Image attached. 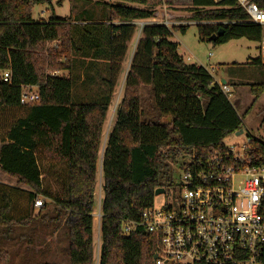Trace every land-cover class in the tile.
<instances>
[{"label":"trees","instance_id":"16d2710c","mask_svg":"<svg viewBox=\"0 0 264 264\" xmlns=\"http://www.w3.org/2000/svg\"><path fill=\"white\" fill-rule=\"evenodd\" d=\"M106 3L109 74L105 81L112 97L136 21L154 19L163 0H114ZM264 9V0H252ZM50 0H0V174L15 186L0 183V228L9 234L29 228L33 204L52 203L56 214L50 219L56 228L63 224L69 246L67 264H94L92 213L96 163L107 104L74 103L73 81L54 71H69L73 57L82 49L76 41L70 18L54 14L34 21V6ZM130 5H138L133 7ZM196 22L201 41L218 32L213 45L246 38L258 45L264 27L249 21L235 0H191L185 9ZM117 22L116 25H111ZM182 33L187 25L168 28L144 23L125 75L116 118L108 134L101 159L100 245L97 264H154L156 237L142 230L125 236L128 220L137 222L153 205L154 192L172 184L170 165L179 158L206 157L223 149V140L243 130V117L203 66L187 64L172 42L171 30ZM81 39V38H79ZM90 48L94 45L90 43ZM96 56H100L95 49ZM264 69L261 57L252 60ZM10 73L9 83L3 73ZM226 86L228 84L225 83ZM257 100L264 83L245 84ZM26 87L39 95L36 102L22 104ZM142 89L150 95L148 111L142 107ZM145 113L149 116H145ZM168 118L170 119L168 121ZM255 155L264 159V143L251 140ZM58 193L52 191V183ZM10 192L28 195V211L13 216ZM44 217H41L43 219ZM22 235L27 244L33 235ZM27 249H29L27 247ZM9 253L0 247V264H8Z\"/></svg>","mask_w":264,"mask_h":264},{"label":"rangeland","instance_id":"374dc122","mask_svg":"<svg viewBox=\"0 0 264 264\" xmlns=\"http://www.w3.org/2000/svg\"><path fill=\"white\" fill-rule=\"evenodd\" d=\"M191 0H163L155 9L154 20L136 21V31L132 40L128 43L126 56L121 66L112 97L110 98L108 87V60L103 55L107 50V27L98 22H104L107 17L106 3H119L114 0H50L49 3L34 6L32 17L34 21L48 20L52 14L58 18H70L73 22H83L74 25L77 42L82 49L80 56L73 57V66L69 71L57 72L52 75H61L73 81L72 101L74 103L107 104L108 112L102 130L101 144L96 163V184L94 207L92 214V239L94 247V264L98 263L100 233H99V199L101 191V159L110 130L113 127L116 110L119 106L125 75L132 60L137 43L141 38V23H156L173 26L187 25V30L182 33L178 29L171 30V41L178 44V54L187 64L203 66L215 80L219 82L226 79L229 92L226 94L239 116L243 117V133L237 136L235 133L223 140L224 145H240L247 141L248 135L264 143V94L254 102L245 84L250 82L264 83V69L253 64L252 60L261 57V45L246 38L233 39L227 43L213 45L201 41L197 32L196 22L191 21V13L185 9L190 6ZM140 7L138 5H130ZM94 22V23H89ZM81 38V39H79ZM90 43L94 49L90 48ZM95 49L100 56H96ZM211 54V56H209ZM189 58V59H188ZM35 91V89H28ZM150 95L146 89H142V107L148 111ZM1 116V115H0ZM149 116L145 113L144 120ZM188 159L179 158L177 163L170 165L172 187L166 188V192L156 195L153 201L155 209L163 205H170L177 197L178 186L183 175V164ZM52 183V191L58 193V187ZM0 183L15 186L13 180L0 174ZM177 186V187H175ZM173 187L175 190H173ZM7 191H9L7 189ZM1 192V191H0ZM14 209L13 216L18 218L26 215L28 211V195L26 192H10ZM43 201V198H38ZM43 209L35 208L34 215L41 212L38 219L31 223L29 228L17 227L13 234H9L5 228H0V247L9 253L8 264H67L69 246L67 231L61 224L55 231L56 224L50 219L56 214L55 207L49 201ZM95 213V215H94ZM41 217H44L41 219ZM33 235L31 243L27 244L22 235ZM27 247L29 249H27Z\"/></svg>","mask_w":264,"mask_h":264},{"label":"built area","instance_id":"2783aa9c","mask_svg":"<svg viewBox=\"0 0 264 264\" xmlns=\"http://www.w3.org/2000/svg\"><path fill=\"white\" fill-rule=\"evenodd\" d=\"M235 1L250 22L264 27V9L252 0ZM261 51L264 58V40ZM3 81L9 83L8 71ZM220 87L229 92L228 86ZM28 89H22V104L39 99ZM251 140L248 135L240 145L188 157L174 202L159 209L152 205L137 222L127 220L123 234L142 230L156 237L154 264H264V159L255 155ZM34 206L40 208L42 201Z\"/></svg>","mask_w":264,"mask_h":264},{"label":"water","instance_id":"95a60500","mask_svg":"<svg viewBox=\"0 0 264 264\" xmlns=\"http://www.w3.org/2000/svg\"><path fill=\"white\" fill-rule=\"evenodd\" d=\"M222 35V31L221 32H218V33H216V34H213L209 39H208V42H215L216 40H217V38L219 37V36H221ZM221 85H225V81L224 80H222L221 82ZM170 119L168 118V121H169ZM243 133V130H240V131H238V132H236L235 134L237 135V136H239V135H241ZM165 193V189L164 188H158V189H156L155 190V192H154V195L156 196V195H161V194H164ZM154 259L156 258V255H154V257H153Z\"/></svg>","mask_w":264,"mask_h":264},{"label":"crops","instance_id":"0c3cea01","mask_svg":"<svg viewBox=\"0 0 264 264\" xmlns=\"http://www.w3.org/2000/svg\"><path fill=\"white\" fill-rule=\"evenodd\" d=\"M153 20H154V19H153ZM72 23L75 25V24H79V23L81 24V23H83V22H72ZM89 23H94V22H89ZM98 23H103V22H98ZM134 23H136V22H134ZM151 23H152V22H151ZM153 23H154V22H153ZM116 24H118V23H117V22H112V23H111V25H116ZM141 24L143 25L144 23H141ZM260 45H261V44H260ZM261 56H262V55H261ZM214 80H215V78H214ZM222 80H224L225 83L227 84L226 79H223V78H222L221 81H222ZM215 81L218 82V83L221 82V81L219 82L217 79H216ZM220 84H221V83H220Z\"/></svg>","mask_w":264,"mask_h":264}]
</instances>
